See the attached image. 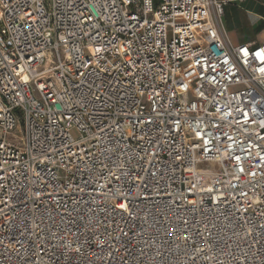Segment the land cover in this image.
Masks as SVG:
<instances>
[{
    "label": "built area",
    "instance_id": "obj_1",
    "mask_svg": "<svg viewBox=\"0 0 264 264\" xmlns=\"http://www.w3.org/2000/svg\"><path fill=\"white\" fill-rule=\"evenodd\" d=\"M226 2L0 0V264H264V39Z\"/></svg>",
    "mask_w": 264,
    "mask_h": 264
},
{
    "label": "crops",
    "instance_id": "obj_2",
    "mask_svg": "<svg viewBox=\"0 0 264 264\" xmlns=\"http://www.w3.org/2000/svg\"><path fill=\"white\" fill-rule=\"evenodd\" d=\"M220 30L231 44L264 39V0H227Z\"/></svg>",
    "mask_w": 264,
    "mask_h": 264
},
{
    "label": "rangeland",
    "instance_id": "obj_3",
    "mask_svg": "<svg viewBox=\"0 0 264 264\" xmlns=\"http://www.w3.org/2000/svg\"><path fill=\"white\" fill-rule=\"evenodd\" d=\"M72 134L74 135V136H77V133H76V131H72ZM205 168H210V169H214L215 168V166L213 165V164H208L207 166H204Z\"/></svg>",
    "mask_w": 264,
    "mask_h": 264
},
{
    "label": "snow or ice",
    "instance_id": "obj_4",
    "mask_svg": "<svg viewBox=\"0 0 264 264\" xmlns=\"http://www.w3.org/2000/svg\"><path fill=\"white\" fill-rule=\"evenodd\" d=\"M256 55H257V56H261L260 53H257ZM261 59H264V56H261Z\"/></svg>",
    "mask_w": 264,
    "mask_h": 264
}]
</instances>
